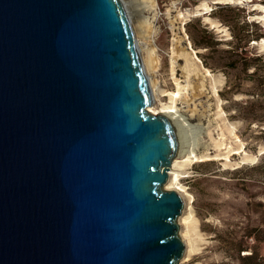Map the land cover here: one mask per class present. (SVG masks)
<instances>
[{"label": "water", "instance_id": "1", "mask_svg": "<svg viewBox=\"0 0 264 264\" xmlns=\"http://www.w3.org/2000/svg\"><path fill=\"white\" fill-rule=\"evenodd\" d=\"M153 102L122 0H0V264H180Z\"/></svg>", "mask_w": 264, "mask_h": 264}, {"label": "rangeland", "instance_id": "2", "mask_svg": "<svg viewBox=\"0 0 264 264\" xmlns=\"http://www.w3.org/2000/svg\"><path fill=\"white\" fill-rule=\"evenodd\" d=\"M124 1L154 97L148 109L158 113L161 105H173L184 155L209 158L177 169L193 197L191 231L198 249L180 264H264V40H259L264 29L247 21L264 14L246 3L155 0L154 8L146 10L141 0ZM201 3L213 9L189 18L182 34L175 31L178 13L194 12ZM146 19L149 24L137 28V21ZM177 33L184 38L180 43ZM193 38L206 46H195ZM188 41L202 66L224 80L220 102L199 64L179 56L190 54ZM188 66L193 73L187 80ZM245 153L252 159L244 161ZM178 194L185 208L188 200Z\"/></svg>", "mask_w": 264, "mask_h": 264}, {"label": "bare ground", "instance_id": "3", "mask_svg": "<svg viewBox=\"0 0 264 264\" xmlns=\"http://www.w3.org/2000/svg\"><path fill=\"white\" fill-rule=\"evenodd\" d=\"M122 1H123L124 5L127 9L128 14H129V10L127 8V3L124 0H122ZM141 1H142L141 2L142 6H144V9H146V10L153 9L155 4H156L155 0H141ZM245 3L247 5L253 4L252 7H254L255 10H258L260 13L264 14V6L261 3V0H213L212 1V4H216V5H219V4L241 5V4H245ZM212 9L213 8H211V5H208L207 3H201L199 6H197L195 8L194 12L186 10V12H184V13H181V12L178 13L176 18L173 20V24L180 21V26L175 31H179V34H182L185 30V28H184L185 24L189 18H191L194 15L195 16L201 15L202 12H204V13L210 12ZM129 18L131 20L130 14H129ZM205 20L207 22H210L213 25V27H216V25L213 22H211V20L209 18H206ZM262 20H264V16L262 17ZM137 22H138L137 28H139V27L143 28V25L145 26V25L149 24L147 19L145 20L144 23H142L140 21H137ZM131 24L133 26L132 20H131ZM133 30H135V27H133ZM176 35H177L176 42L180 43L183 37H179L178 33ZM185 36L187 37L186 34H185ZM189 44L191 45L190 42H189ZM261 44L263 46L264 41ZM191 49H192V46H191ZM187 50L191 51L190 54L189 53L187 54V52L184 53V51H182V53L179 54V56L188 57V58L192 59L196 64H199V68H201V72H202V75H204V79L206 78L209 81V84H210V87L213 91L214 96L220 102L219 90L223 86L224 80L215 76L209 69L202 66L201 60L197 57L196 52L193 49L190 50L189 47H187ZM184 71H186V78L188 77L187 80L190 79V76L192 75L193 71L190 70L189 66L184 67ZM200 73L197 71V75H200ZM191 78H192V76H191ZM185 88L186 87H183L184 90H185ZM178 95H179V93L177 94V96ZM174 96L175 95H173V97ZM148 111L151 114H160V115L166 116L172 122L174 129H175V132H176L177 139H178V144H179L178 155L174 159L172 167L170 168L169 180L165 184L164 190H171V191L173 190V191H176L178 193H183L184 197H186L188 200V203H186V206L184 208V211L182 212V215L178 219V223L180 224V226H182V227L185 226V229L182 228L180 231V236L182 238V241L186 245V251H185V256H184V260H185L188 257L192 256L194 253H196L198 249H197V246L195 245L196 241L193 239L192 231H191V225L193 226V212H192V207H189V206L193 201V197L181 185V175L177 172V169L185 168V167L189 166V164H192L194 161L195 162H199V161L201 162L203 160H208L209 158L205 155L199 157V156L195 155L193 152H190L188 155L187 154L184 155V151L182 148L183 142L180 139L179 128H178L179 127L178 126V118L179 117L177 116V111L175 110V107H173V105L172 106L161 105L160 111L158 113H153L151 108L148 109ZM222 113H223V111H222V109H220V114H222ZM231 152H232V149H231V151L228 152V154L225 155V159L229 160ZM244 155H245L244 161H249L252 159V157L247 155L246 153Z\"/></svg>", "mask_w": 264, "mask_h": 264}, {"label": "trees", "instance_id": "4", "mask_svg": "<svg viewBox=\"0 0 264 264\" xmlns=\"http://www.w3.org/2000/svg\"><path fill=\"white\" fill-rule=\"evenodd\" d=\"M248 21V20H247ZM250 23V22H249ZM256 24V23H255ZM256 25H258V24H256ZM261 27V26H260ZM263 29V28H262ZM264 38H260L259 40L261 41V40H263ZM193 43H194V45L195 46H198V47H201V46H206V43L204 42V40L202 39V40H195L194 38H193Z\"/></svg>", "mask_w": 264, "mask_h": 264}, {"label": "built area", "instance_id": "5", "mask_svg": "<svg viewBox=\"0 0 264 264\" xmlns=\"http://www.w3.org/2000/svg\"><path fill=\"white\" fill-rule=\"evenodd\" d=\"M262 2H264V0H262ZM248 21L249 22H254V23H256V24H258V25H260L261 26V23H263L264 22V20H262V18H260V20H256V19H254V20H252V21H250L249 19H248ZM263 29H264V26H261ZM264 40V39H263ZM263 40H261L260 42H262ZM255 43H257V42H255Z\"/></svg>", "mask_w": 264, "mask_h": 264}]
</instances>
